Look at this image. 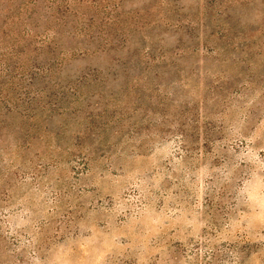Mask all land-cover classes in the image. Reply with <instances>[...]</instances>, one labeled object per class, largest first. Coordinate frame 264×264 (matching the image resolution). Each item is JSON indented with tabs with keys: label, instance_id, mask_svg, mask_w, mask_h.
<instances>
[{
	"label": "rangeland",
	"instance_id": "obj_1",
	"mask_svg": "<svg viewBox=\"0 0 264 264\" xmlns=\"http://www.w3.org/2000/svg\"><path fill=\"white\" fill-rule=\"evenodd\" d=\"M0 149V264H264V0H0Z\"/></svg>",
	"mask_w": 264,
	"mask_h": 264
},
{
	"label": "trees",
	"instance_id": "obj_2",
	"mask_svg": "<svg viewBox=\"0 0 264 264\" xmlns=\"http://www.w3.org/2000/svg\"><path fill=\"white\" fill-rule=\"evenodd\" d=\"M29 129L26 130V132L24 133V137H21V140L18 141V143H14L15 145V148H14V151H17L18 149H27L30 147V143H31V137H30V133L28 132ZM0 152H3L1 149H0ZM75 153H72L70 154L71 156H73L74 158H76L77 156L74 155ZM2 155V154H0ZM38 158H40V155L38 156ZM1 160V159H0ZM41 160V159H39ZM81 160H84V158H81ZM14 162H10L9 163V166H13Z\"/></svg>",
	"mask_w": 264,
	"mask_h": 264
}]
</instances>
